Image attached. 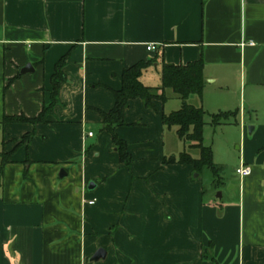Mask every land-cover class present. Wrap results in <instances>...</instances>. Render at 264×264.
Returning <instances> with one entry per match:
<instances>
[{"label":"crops","instance_id":"1","mask_svg":"<svg viewBox=\"0 0 264 264\" xmlns=\"http://www.w3.org/2000/svg\"><path fill=\"white\" fill-rule=\"evenodd\" d=\"M67 54L48 123L0 126V152H12L0 177V264H264V0H0V122L51 104ZM147 61L149 88L164 65L202 61V98L187 103L235 112L225 124L238 122L243 141L248 127L255 138L238 167L249 177L237 182L238 167L226 175L213 155L221 185L209 173L210 192L192 165L163 163L184 152L174 156L162 121L181 108L170 89L153 109L129 102L115 133L132 164L120 162L100 113L114 107L124 70ZM100 248L105 260L89 262Z\"/></svg>","mask_w":264,"mask_h":264},{"label":"trees","instance_id":"2","mask_svg":"<svg viewBox=\"0 0 264 264\" xmlns=\"http://www.w3.org/2000/svg\"><path fill=\"white\" fill-rule=\"evenodd\" d=\"M68 61V54L62 57L55 65L54 74L51 78V104L44 108L38 117L27 119L20 116L4 117L0 122V126L6 124H47L46 118L51 114L53 107L57 104V96L61 83L65 80L64 67ZM150 61L139 62L122 73L121 88L113 91L114 107L108 113H100L102 117V131L108 133L112 137L113 147L119 155L120 162L130 167L132 159L127 150V145L120 140L115 131L119 127L125 126V113L129 108V102L140 99L146 109H153L155 101L164 103L166 98L163 92L166 89L172 92L181 100V108L169 115H163L162 121L168 128H177V136L182 141H188L190 150H197L199 157L192 158L189 152L184 151L177 158L171 157L164 159L163 163L192 165L195 173L202 175L204 171L210 173L214 181L213 187L218 188L221 185L219 181L220 168L213 163V154L210 147L203 144V133L205 127V112L200 107H194L187 103L190 96L202 98L204 86L203 63L202 61L190 63L187 66L164 65L161 74V86L159 88L145 87L140 78L147 68L151 66ZM162 94H159V92ZM230 117L235 118L236 113H219L211 116V123L214 127H218L228 122ZM32 139V134L25 135L17 144L16 148L26 145ZM5 142L2 143L4 146ZM264 151V147L262 149ZM12 152L6 153L3 149L0 152V177L7 164L10 163ZM204 258V253H203Z\"/></svg>","mask_w":264,"mask_h":264},{"label":"rangeland","instance_id":"3","mask_svg":"<svg viewBox=\"0 0 264 264\" xmlns=\"http://www.w3.org/2000/svg\"><path fill=\"white\" fill-rule=\"evenodd\" d=\"M150 74L151 76H155L156 74L154 69H151ZM153 80V79H152ZM193 105H197L196 102L190 101ZM167 107H172L171 104H168ZM172 109V108H170ZM174 109V108H173ZM219 113H225V112H217L213 115L219 114ZM227 113V112H226ZM234 113V112H233ZM211 116L206 115L205 116V127H204V133H203V144L207 147H210L212 150V154L214 155V162L216 165L221 166L223 168L224 173L227 175H234V170L239 165V158L240 153L243 149V145L247 146V141L252 140L255 137H253L251 134H249L248 127L246 128L245 132V139L243 141V138L241 136V131L237 124H225L222 126L214 127L211 123ZM252 127V126H250ZM175 127L171 128V136L175 140L177 148H176V154L174 156H178L179 153L186 151L191 154L192 157L198 158L199 154L197 150L190 151L189 143L188 141H181L179 140L175 135ZM245 148V147H244ZM263 152V151H262ZM197 174H194L193 177H195ZM235 176V175H234ZM200 180L206 181V187H208V190L210 192H213L214 189L211 187V178L209 175V172L204 171L202 175L199 176ZM239 178L237 176V182ZM210 182V184H209ZM238 187V183H237ZM229 186H223L219 190H216L214 195L218 196V194L223 192L224 194H227Z\"/></svg>","mask_w":264,"mask_h":264},{"label":"built area","instance_id":"4","mask_svg":"<svg viewBox=\"0 0 264 264\" xmlns=\"http://www.w3.org/2000/svg\"><path fill=\"white\" fill-rule=\"evenodd\" d=\"M249 45H253V43H249ZM146 50L149 52L150 51L153 52L155 50V46L153 45L147 46ZM88 136L91 137L92 134H89ZM235 173L237 176H239V178L244 179L250 176L251 169L245 164H240V166L235 170ZM90 204H92V202Z\"/></svg>","mask_w":264,"mask_h":264},{"label":"water","instance_id":"5","mask_svg":"<svg viewBox=\"0 0 264 264\" xmlns=\"http://www.w3.org/2000/svg\"><path fill=\"white\" fill-rule=\"evenodd\" d=\"M30 71H32L31 67L30 66H27L26 68H24L22 70V73H28ZM93 187H94V184L93 183H90L89 184V189H93ZM105 258H106V251L104 249L100 248L90 258L89 262H91V263H98L101 260H105Z\"/></svg>","mask_w":264,"mask_h":264}]
</instances>
